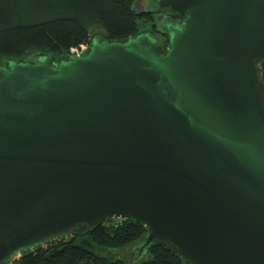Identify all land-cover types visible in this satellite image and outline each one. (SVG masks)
<instances>
[{
	"label": "water",
	"instance_id": "water-1",
	"mask_svg": "<svg viewBox=\"0 0 264 264\" xmlns=\"http://www.w3.org/2000/svg\"><path fill=\"white\" fill-rule=\"evenodd\" d=\"M158 8L185 15L167 49L140 32L0 62V264L110 218L148 227L137 259L165 239L264 264V0Z\"/></svg>",
	"mask_w": 264,
	"mask_h": 264
},
{
	"label": "trees",
	"instance_id": "trees-1",
	"mask_svg": "<svg viewBox=\"0 0 264 264\" xmlns=\"http://www.w3.org/2000/svg\"><path fill=\"white\" fill-rule=\"evenodd\" d=\"M13 1L0 0V62L49 53L54 60H66L71 48L90 46L95 36L122 41L155 27L150 13L135 8L136 0ZM262 71L264 75V64ZM147 233L141 221L110 218L25 251L14 264H189L165 239L150 244L148 257L134 260L122 254L143 242Z\"/></svg>",
	"mask_w": 264,
	"mask_h": 264
},
{
	"label": "flooded vegetation",
	"instance_id": "flooded-vegetation-1",
	"mask_svg": "<svg viewBox=\"0 0 264 264\" xmlns=\"http://www.w3.org/2000/svg\"><path fill=\"white\" fill-rule=\"evenodd\" d=\"M148 13H150V15L152 16L153 24H155V27H149L143 32L149 33L150 36L157 38L161 42L163 41V43L165 44V48L167 49L170 44V36L169 34L164 32V22H167V24H169L170 26H175V20L178 18H184L185 15L180 12H175L170 8H152Z\"/></svg>",
	"mask_w": 264,
	"mask_h": 264
},
{
	"label": "rangeland",
	"instance_id": "rangeland-1",
	"mask_svg": "<svg viewBox=\"0 0 264 264\" xmlns=\"http://www.w3.org/2000/svg\"><path fill=\"white\" fill-rule=\"evenodd\" d=\"M32 1H34V0H15L13 2L18 3L19 5H22L23 3H25V4L30 3L31 4ZM154 2H155V0H144V3L141 7V10H143V11L151 10L152 8H154ZM17 8H19V7H17ZM19 9H21V8H19ZM29 9H31V6L27 7V10H29ZM137 245L138 244H135L134 246H132L127 251L122 252V254H124L127 258H130V259L133 258L134 260H137V258H138L137 257L138 256L137 251H136ZM114 252H118V251H114ZM104 253H106V252H104ZM142 257H148V252H145L140 258H142Z\"/></svg>",
	"mask_w": 264,
	"mask_h": 264
},
{
	"label": "built area",
	"instance_id": "built-area-1",
	"mask_svg": "<svg viewBox=\"0 0 264 264\" xmlns=\"http://www.w3.org/2000/svg\"><path fill=\"white\" fill-rule=\"evenodd\" d=\"M87 44H82L80 47L77 48H71V54H79L82 49L86 48Z\"/></svg>",
	"mask_w": 264,
	"mask_h": 264
}]
</instances>
